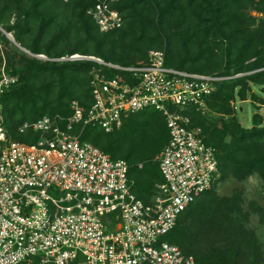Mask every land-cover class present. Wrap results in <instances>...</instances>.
I'll list each match as a JSON object with an SVG mask.
<instances>
[{"label": "trees", "instance_id": "trees-1", "mask_svg": "<svg viewBox=\"0 0 264 264\" xmlns=\"http://www.w3.org/2000/svg\"><path fill=\"white\" fill-rule=\"evenodd\" d=\"M93 7L94 0H0V27L28 52H18L1 35L6 72L17 78L0 96L6 140L34 144L39 133L31 129L21 133L22 125L45 116L56 123L66 121L73 115L72 102L86 113L93 104L92 70L102 68L108 77L117 73L71 57H94L129 67L146 60L149 51L162 50L167 67L239 76L219 83L207 99L217 118L209 119L194 109L183 112L191 128L201 129L204 144L216 151L218 178L202 195L212 194L229 178L244 181L256 175L264 182L263 117L253 115L252 127L243 128L233 109L237 101H260L253 86L264 92V0H118L113 7L123 25L107 33L100 32L88 14ZM73 132L82 143L98 147L114 160H125L132 192L145 204L151 202L163 182L156 159L169 141L160 112L146 109L129 114L110 133L83 123L75 125ZM199 198L197 204L204 203ZM196 201L165 239L193 256L196 264H257L250 237H227L228 245L198 247L201 233L207 236L209 228H221L231 219L221 218L222 207H199ZM237 211L240 214L239 207Z\"/></svg>", "mask_w": 264, "mask_h": 264}, {"label": "built area", "instance_id": "built-area-1", "mask_svg": "<svg viewBox=\"0 0 264 264\" xmlns=\"http://www.w3.org/2000/svg\"><path fill=\"white\" fill-rule=\"evenodd\" d=\"M117 1L94 0L88 14L100 32L122 27ZM82 59L117 72L108 77L102 68L92 70L93 104L86 113L72 102L66 121L45 116L24 123L21 133H39L31 145L8 142L0 115V264H196L165 238L212 189L218 164L215 149L183 112L206 113L216 86L239 76L167 67L162 50L129 67ZM16 81L3 62L0 96ZM146 109L160 112L169 130L156 159L163 182L149 204L132 192L125 160L82 143L73 132L83 123L110 133L127 115Z\"/></svg>", "mask_w": 264, "mask_h": 264}, {"label": "rangeland", "instance_id": "rangeland-1", "mask_svg": "<svg viewBox=\"0 0 264 264\" xmlns=\"http://www.w3.org/2000/svg\"><path fill=\"white\" fill-rule=\"evenodd\" d=\"M250 14L256 17L261 16L256 13ZM1 29L0 27V55L3 57V62H5L3 56L5 46L1 41V35H4V32ZM9 44L18 52H24L10 40ZM253 92L259 97L260 101L254 102L250 99L237 101L233 106L235 116L243 128L252 127V117L255 114L261 115L264 123V92L257 86H253ZM205 114L209 119L218 117L210 110L206 111ZM198 200H204V203L198 202V204L196 201L198 206L204 204L206 207H222L221 218L231 219L223 222V228H209L210 234L208 233L207 236L201 233L198 239V247L206 248L210 245L218 247L222 242H224L222 244L228 245L230 241L227 237H250L248 239L254 243L256 250L257 264H264V182L258 176L254 175L244 181L229 178L219 183L212 194L202 195ZM237 207L240 209V214ZM224 211H227V215L224 214ZM189 223L190 219L185 221V225ZM218 225H221V223ZM203 229H207L206 226H203ZM211 231L213 232L211 233ZM208 238H212V240ZM246 262L247 258L244 259L243 263Z\"/></svg>", "mask_w": 264, "mask_h": 264}, {"label": "water", "instance_id": "water-1", "mask_svg": "<svg viewBox=\"0 0 264 264\" xmlns=\"http://www.w3.org/2000/svg\"><path fill=\"white\" fill-rule=\"evenodd\" d=\"M2 30V29H1ZM3 32H4V35L10 40V41H12L15 45H17L16 43H15V41H14V39H13V37L9 34V33H6L4 30H2ZM18 46V45H17ZM19 47V46H18ZM20 48V47H19ZM21 49V48H20ZM21 50H23V49H21ZM23 51H25V50H23ZM26 52V51H25ZM26 53H28V52H26ZM37 58H40V59H45L43 56H38ZM72 59H82V57H79V56H77V57H73V58H70V60H72ZM64 60V59H63Z\"/></svg>", "mask_w": 264, "mask_h": 264}]
</instances>
